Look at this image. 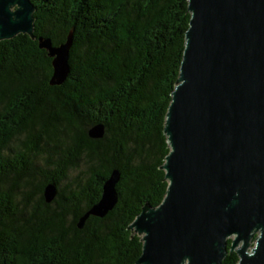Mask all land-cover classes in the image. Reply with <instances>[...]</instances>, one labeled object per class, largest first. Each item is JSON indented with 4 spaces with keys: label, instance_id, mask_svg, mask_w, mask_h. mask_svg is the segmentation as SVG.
<instances>
[{
    "label": "trees",
    "instance_id": "obj_1",
    "mask_svg": "<svg viewBox=\"0 0 264 264\" xmlns=\"http://www.w3.org/2000/svg\"><path fill=\"white\" fill-rule=\"evenodd\" d=\"M31 1L35 38L0 41V264H137L143 242L129 226L168 188L164 126L188 0ZM71 30V72L51 86L38 39L59 45ZM96 124L105 127L99 139L88 135ZM113 169L118 203L78 228ZM49 183L58 189L51 203ZM237 261L229 252L223 264Z\"/></svg>",
    "mask_w": 264,
    "mask_h": 264
},
{
    "label": "water",
    "instance_id": "obj_2",
    "mask_svg": "<svg viewBox=\"0 0 264 264\" xmlns=\"http://www.w3.org/2000/svg\"><path fill=\"white\" fill-rule=\"evenodd\" d=\"M35 9L31 0H0V41L35 38ZM188 10L164 126L168 188L160 205L146 203L129 226L143 242L137 264H223L229 252L237 264H264V0H188ZM73 40V30L59 45L38 39L52 59L51 86L71 72ZM104 134L103 124L88 130L93 139ZM120 179L113 169L78 228L114 209ZM57 192L47 184L45 201Z\"/></svg>",
    "mask_w": 264,
    "mask_h": 264
},
{
    "label": "clouds",
    "instance_id": "obj_3",
    "mask_svg": "<svg viewBox=\"0 0 264 264\" xmlns=\"http://www.w3.org/2000/svg\"><path fill=\"white\" fill-rule=\"evenodd\" d=\"M253 254H254V253H252V252H249V253H248L249 256H252Z\"/></svg>",
    "mask_w": 264,
    "mask_h": 264
}]
</instances>
